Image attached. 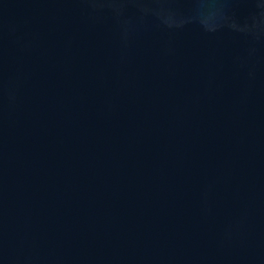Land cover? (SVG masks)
<instances>
[{
  "label": "water",
  "instance_id": "95a60500",
  "mask_svg": "<svg viewBox=\"0 0 264 264\" xmlns=\"http://www.w3.org/2000/svg\"><path fill=\"white\" fill-rule=\"evenodd\" d=\"M0 264H264V0H0Z\"/></svg>",
  "mask_w": 264,
  "mask_h": 264
}]
</instances>
